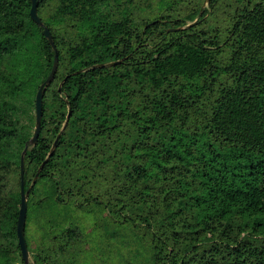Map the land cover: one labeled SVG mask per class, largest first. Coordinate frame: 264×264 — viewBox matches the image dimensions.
Listing matches in <instances>:
<instances>
[{
    "label": "trees",
    "instance_id": "obj_1",
    "mask_svg": "<svg viewBox=\"0 0 264 264\" xmlns=\"http://www.w3.org/2000/svg\"><path fill=\"white\" fill-rule=\"evenodd\" d=\"M31 6L0 0V264H25L21 154L55 54ZM38 14L59 67L25 155L30 264H264V0Z\"/></svg>",
    "mask_w": 264,
    "mask_h": 264
},
{
    "label": "water",
    "instance_id": "obj_2",
    "mask_svg": "<svg viewBox=\"0 0 264 264\" xmlns=\"http://www.w3.org/2000/svg\"><path fill=\"white\" fill-rule=\"evenodd\" d=\"M30 15H31V18L39 26L43 27L44 36L48 39L49 43L51 44L52 48L55 51V54H54V62H53L51 72L49 73V75L45 79V81L40 85L38 92L36 94V98H35L36 119H35V126H34L33 135L29 139L28 143L26 144V146L23 149L22 154H21V162H20V167H21V173H20V176H21V188H20L21 203H20L19 215H18V220H17V236H18V242H19L20 251H21V257H22L25 264H30V251L28 248V244H27V240H26V233H25L26 221H27V212H28V197H29V194L31 191V187L35 183V180L37 179L38 174H39L38 173L35 176L32 185L26 189V187H25L26 179L24 176L25 175V155H26L28 149L30 148V146H34L39 140V136H40L41 129H42V119H43V114H44V109H43L44 95L46 92V88L48 86H50L52 84L53 80L55 79V75H56V73L58 71V67H59V53L57 50V46H56V43L53 39V36H52V33H51L49 27L44 25L41 17L38 14V0H32ZM195 23H196V21H193L190 24H188L187 26L194 25ZM118 62L119 61H112V62H108V63H102V64H99L96 66H113V65L117 64ZM70 117H71V111H69V113L67 115L66 121L62 127V131H64L66 129L68 122L70 120ZM60 137H61V132L57 135L55 141L53 142L52 147H51V149L47 155L46 160H48L54 154ZM44 163H43V165H44Z\"/></svg>",
    "mask_w": 264,
    "mask_h": 264
},
{
    "label": "rangeland",
    "instance_id": "obj_3",
    "mask_svg": "<svg viewBox=\"0 0 264 264\" xmlns=\"http://www.w3.org/2000/svg\"><path fill=\"white\" fill-rule=\"evenodd\" d=\"M18 261H19V260H18ZM31 261H32V260H31V255H30V263H31Z\"/></svg>",
    "mask_w": 264,
    "mask_h": 264
}]
</instances>
